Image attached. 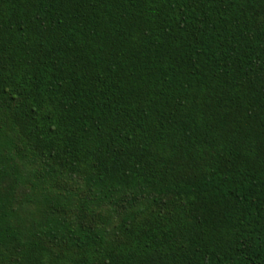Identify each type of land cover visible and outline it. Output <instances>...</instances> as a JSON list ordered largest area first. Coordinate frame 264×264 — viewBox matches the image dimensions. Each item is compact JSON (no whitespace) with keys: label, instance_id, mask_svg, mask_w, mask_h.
I'll return each mask as SVG.
<instances>
[{"label":"trees","instance_id":"1","mask_svg":"<svg viewBox=\"0 0 264 264\" xmlns=\"http://www.w3.org/2000/svg\"><path fill=\"white\" fill-rule=\"evenodd\" d=\"M0 264H264V0H0Z\"/></svg>","mask_w":264,"mask_h":264}]
</instances>
